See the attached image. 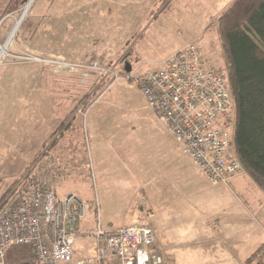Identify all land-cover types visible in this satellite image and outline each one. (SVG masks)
Listing matches in <instances>:
<instances>
[{
  "label": "rangeland",
  "instance_id": "obj_1",
  "mask_svg": "<svg viewBox=\"0 0 264 264\" xmlns=\"http://www.w3.org/2000/svg\"><path fill=\"white\" fill-rule=\"evenodd\" d=\"M17 1L0 0V201L17 183L38 181L84 201L90 225L98 211L103 229L136 224L160 232L153 161L169 144L126 78L125 58L133 69L155 70L194 43L211 67L219 60L215 18L229 0ZM73 60L98 68L76 69L67 64ZM101 83L82 111V97ZM226 131L231 138V126ZM89 234L76 236L77 258L94 249ZM153 246L158 253L160 243Z\"/></svg>",
  "mask_w": 264,
  "mask_h": 264
},
{
  "label": "built area",
  "instance_id": "obj_2",
  "mask_svg": "<svg viewBox=\"0 0 264 264\" xmlns=\"http://www.w3.org/2000/svg\"><path fill=\"white\" fill-rule=\"evenodd\" d=\"M76 69L95 63L67 62ZM127 73V72H126ZM147 106L168 129L211 184L226 183L243 172L226 129L234 108L223 79L206 67L199 47L189 43L152 71L130 70ZM17 183L0 201V264L9 247H31L38 264H161L149 251L153 232L146 225L106 230L97 222L91 234L94 255L75 261L73 246L86 205L76 196L57 197L38 181Z\"/></svg>",
  "mask_w": 264,
  "mask_h": 264
},
{
  "label": "crops",
  "instance_id": "obj_3",
  "mask_svg": "<svg viewBox=\"0 0 264 264\" xmlns=\"http://www.w3.org/2000/svg\"><path fill=\"white\" fill-rule=\"evenodd\" d=\"M181 47L183 45L179 49ZM55 53L71 55L61 50ZM127 64L129 71H152L133 69L131 63ZM145 105L151 112L149 121L158 128L160 126L163 128L169 144L163 149L165 152L163 157L158 154L153 161L156 167L160 166L157 170L160 171V192H157V195L160 194V232L156 231L155 235L153 234L152 246L160 243V248L155 250L162 259L161 264H244V260L264 242L263 191L255 185L259 189L258 193L251 181L245 178V173L231 178L227 185L211 184L175 142L146 102ZM68 143L69 140L67 145ZM53 190L57 197L65 196L59 195L55 188ZM80 201L86 205V216L80 223L86 225L81 232L77 231V235L89 234L97 222L101 227L102 224L96 211V223L94 226L90 225L88 205ZM108 227L104 226V229H117ZM93 241L95 249V240ZM152 246L148 249L155 253ZM94 249L92 248L91 253L77 258L73 246L74 260L83 261L91 258Z\"/></svg>",
  "mask_w": 264,
  "mask_h": 264
},
{
  "label": "trees",
  "instance_id": "obj_4",
  "mask_svg": "<svg viewBox=\"0 0 264 264\" xmlns=\"http://www.w3.org/2000/svg\"><path fill=\"white\" fill-rule=\"evenodd\" d=\"M25 2L19 0L17 6ZM214 30L219 60L208 67L223 79L233 103L231 150L243 172L264 193V0H231L215 18ZM104 87L101 83L90 96L82 97L86 98L82 111ZM24 263L38 264L31 247L7 249L5 264ZM244 264H264V242Z\"/></svg>",
  "mask_w": 264,
  "mask_h": 264
},
{
  "label": "water",
  "instance_id": "obj_5",
  "mask_svg": "<svg viewBox=\"0 0 264 264\" xmlns=\"http://www.w3.org/2000/svg\"><path fill=\"white\" fill-rule=\"evenodd\" d=\"M129 65L128 64H125V71H129ZM24 264H27V263H24Z\"/></svg>",
  "mask_w": 264,
  "mask_h": 264
},
{
  "label": "bare ground",
  "instance_id": "obj_6",
  "mask_svg": "<svg viewBox=\"0 0 264 264\" xmlns=\"http://www.w3.org/2000/svg\"><path fill=\"white\" fill-rule=\"evenodd\" d=\"M28 5H29V1H28V3H27L26 8L28 7ZM24 13H25V12H24ZM24 13H23V14H24ZM16 29H17V28H16ZM16 29H15V30H16ZM13 31H14V30H13ZM14 32H15V31H14ZM11 35H13V32L11 33ZM2 51H3V50H2ZM0 56H1V54H0Z\"/></svg>",
  "mask_w": 264,
  "mask_h": 264
}]
</instances>
